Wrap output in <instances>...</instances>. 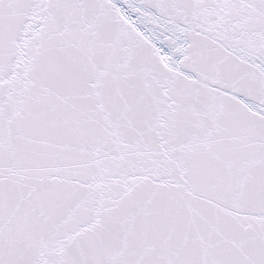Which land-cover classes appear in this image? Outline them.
Instances as JSON below:
<instances>
[{
    "label": "snow or ice",
    "instance_id": "1",
    "mask_svg": "<svg viewBox=\"0 0 264 264\" xmlns=\"http://www.w3.org/2000/svg\"><path fill=\"white\" fill-rule=\"evenodd\" d=\"M0 264H264V0H0Z\"/></svg>",
    "mask_w": 264,
    "mask_h": 264
}]
</instances>
